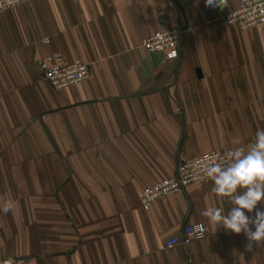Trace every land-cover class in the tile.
I'll use <instances>...</instances> for the list:
<instances>
[{"label": "crops", "instance_id": "0c3cea01", "mask_svg": "<svg viewBox=\"0 0 264 264\" xmlns=\"http://www.w3.org/2000/svg\"><path fill=\"white\" fill-rule=\"evenodd\" d=\"M237 5L33 0L0 14V197L14 201L0 211V264H264V245L249 251L201 215L233 206L211 180L147 211L138 198L178 163L247 151L264 129V28L224 23ZM171 29L176 61L141 47ZM56 53L90 78L53 89L37 61ZM186 224L207 235L167 249Z\"/></svg>", "mask_w": 264, "mask_h": 264}, {"label": "built area", "instance_id": "2783aa9c", "mask_svg": "<svg viewBox=\"0 0 264 264\" xmlns=\"http://www.w3.org/2000/svg\"><path fill=\"white\" fill-rule=\"evenodd\" d=\"M32 1L19 0L18 3L8 6L6 0H0V14ZM222 21L242 31L264 28V0H238L237 8L222 17ZM181 36L182 32L178 29L158 31L144 39L141 47L148 53L161 54L167 61L173 62L179 58ZM37 67L44 80L56 90L76 86L90 78L88 64L81 60L68 62L58 53L39 59ZM216 162L222 165L227 164L226 153L223 150L211 151L196 159L178 163L172 177L163 179L140 191L138 198L143 209L147 211L152 203L164 200L172 194L183 193L185 188L191 184L210 181V179L204 178L202 169L207 164ZM201 225H184L181 235L168 239L165 247L172 249L177 246H187L194 240L204 238L207 235V229L204 225L201 229ZM169 241H175L172 247H169ZM14 261L15 264H38L31 258H17Z\"/></svg>", "mask_w": 264, "mask_h": 264}, {"label": "clouds", "instance_id": "9594fccd", "mask_svg": "<svg viewBox=\"0 0 264 264\" xmlns=\"http://www.w3.org/2000/svg\"><path fill=\"white\" fill-rule=\"evenodd\" d=\"M18 2L6 0L8 6ZM205 6L223 10L228 6V0H205ZM226 159V165L219 162L207 164L202 173L204 178L213 182L211 191L227 198L233 206L227 213L222 207H208L201 215L216 229L222 227L228 233H243L251 251L253 244L264 245V211L258 208V204L264 201V129H257L255 140L247 151L236 147L227 152ZM13 207V200L0 197V211L8 214ZM254 211V217L246 214ZM200 227L203 229V225ZM174 243L169 241V247ZM7 264H15V261L10 258Z\"/></svg>", "mask_w": 264, "mask_h": 264}]
</instances>
